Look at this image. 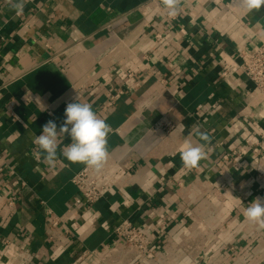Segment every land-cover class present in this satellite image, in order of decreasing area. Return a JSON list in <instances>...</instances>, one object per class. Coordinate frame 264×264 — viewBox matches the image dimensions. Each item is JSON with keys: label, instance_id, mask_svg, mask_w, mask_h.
Wrapping results in <instances>:
<instances>
[{"label": "crops", "instance_id": "crops-1", "mask_svg": "<svg viewBox=\"0 0 264 264\" xmlns=\"http://www.w3.org/2000/svg\"><path fill=\"white\" fill-rule=\"evenodd\" d=\"M260 48L264 7L241 0H181L175 18L162 0H30L20 14L0 0V264L27 251V264H264V229L243 215L264 198V94L238 67ZM75 97L111 126L109 156L128 173L92 205L72 183L85 165L61 155L67 136L55 168L34 156ZM186 139L207 153L191 170ZM125 220L148 229L154 258L114 235Z\"/></svg>", "mask_w": 264, "mask_h": 264}, {"label": "clouds", "instance_id": "clouds-1", "mask_svg": "<svg viewBox=\"0 0 264 264\" xmlns=\"http://www.w3.org/2000/svg\"><path fill=\"white\" fill-rule=\"evenodd\" d=\"M29 2L30 0H7L17 14ZM162 3L169 17L178 16L181 0H162ZM241 5L245 11L251 12L264 7V0H241ZM64 116L59 127L55 121L49 120L43 125L41 133L34 137L33 142L37 146L35 158L55 168L59 138L67 136L71 142L61 149V155L72 164H84L94 172L101 173L110 155L107 144L111 126L98 117L91 104L80 102L78 97L67 104ZM200 140L210 142L206 133L200 134ZM205 143L194 144L191 139H186L180 146V159L185 169L197 168L200 161L206 159ZM243 215L249 223L264 229V198L253 199L243 210ZM184 264H191V259L186 257Z\"/></svg>", "mask_w": 264, "mask_h": 264}, {"label": "built area", "instance_id": "built-area-1", "mask_svg": "<svg viewBox=\"0 0 264 264\" xmlns=\"http://www.w3.org/2000/svg\"><path fill=\"white\" fill-rule=\"evenodd\" d=\"M239 69L245 74L248 80L255 86V89L264 94V48H260L254 53H241V63ZM227 72L223 73L226 77ZM127 77L134 79L135 74L128 72ZM139 81L136 83L138 87ZM125 94L124 88H116L111 92L108 100L109 107L113 108L118 99ZM8 111L12 113L13 104L8 105ZM228 156L225 157L227 159ZM2 171V168H0ZM128 178L127 171L112 157L109 159L101 173H96L86 166L80 170L72 179L78 194L82 197L87 205H92L101 200L107 193L114 189L117 185L123 183ZM12 205V203H10ZM51 227L57 228L60 220L51 212L48 216ZM114 235L127 245L131 250L136 252L137 258L152 259L155 241L148 229L137 227L131 221L125 220L114 228ZM29 252H24L22 264H27ZM144 263V262H143Z\"/></svg>", "mask_w": 264, "mask_h": 264}]
</instances>
